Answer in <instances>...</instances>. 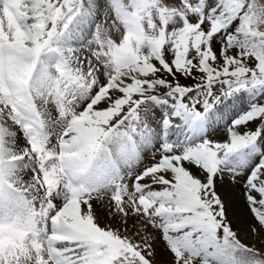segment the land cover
Listing matches in <instances>:
<instances>
[{
    "label": "snow or ice",
    "instance_id": "snow-or-ice-1",
    "mask_svg": "<svg viewBox=\"0 0 264 264\" xmlns=\"http://www.w3.org/2000/svg\"><path fill=\"white\" fill-rule=\"evenodd\" d=\"M0 264H264V0H0Z\"/></svg>",
    "mask_w": 264,
    "mask_h": 264
},
{
    "label": "rangeland",
    "instance_id": "rangeland-1",
    "mask_svg": "<svg viewBox=\"0 0 264 264\" xmlns=\"http://www.w3.org/2000/svg\"><path fill=\"white\" fill-rule=\"evenodd\" d=\"M221 136H223V132L220 133ZM239 196V193H237V197ZM233 211L234 212H240V211H243V207H242V204L240 202H237V204L235 205V207L233 208ZM160 259H163L164 256L161 255L159 257Z\"/></svg>",
    "mask_w": 264,
    "mask_h": 264
}]
</instances>
